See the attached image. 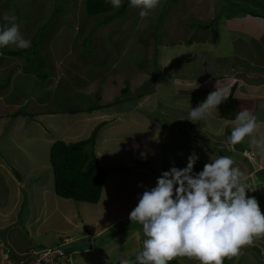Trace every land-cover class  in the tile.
<instances>
[{
	"label": "rangeland",
	"instance_id": "rangeland-1",
	"mask_svg": "<svg viewBox=\"0 0 264 264\" xmlns=\"http://www.w3.org/2000/svg\"><path fill=\"white\" fill-rule=\"evenodd\" d=\"M212 2L196 1L194 3L197 4L191 6L192 2L175 4L170 0H134L130 2L125 15L110 21L114 11L90 17L84 0H0V58L5 56L3 60L10 61L8 66L0 67V73L17 71L13 83L0 93L11 89L14 94L28 96L29 102L48 97L49 101L43 103L45 109L39 108L38 112L60 110L59 113H66L62 118L48 119L51 127L54 125L60 131L55 133L48 128L52 141L73 144L92 138L97 131L96 145L92 150L99 153L100 162L108 174V181L106 178L105 182L106 201L118 199L121 214L126 211L122 205L126 206L130 202L128 195L134 196L138 188L137 183L131 186L132 189L128 187L131 174L124 170L126 168H119L122 163L127 162V159H142V169L150 171L152 164L155 168L161 165V171L155 169L158 176L145 174L148 181L142 180V184H138L139 189H149V193L143 194L146 204L145 201H141L138 206L136 202L132 203L140 211L154 199L153 204L150 202L154 208L147 210L146 215L136 216L117 227V230L137 229L143 245L146 248L148 246L152 253L135 252L129 260L130 264L141 262L144 258L154 261H150V264H166L169 260H176L180 264H222L215 249V232L219 229L225 230L233 246L236 256L233 264H264V171L250 176L253 167L259 165V160H264V125H255L253 122L251 126L243 119L242 125L250 131L249 136L246 140L236 142L232 138L225 140L226 145L223 146H227L226 149L216 146L223 138L211 140L210 144L214 143L211 147L204 144L205 147L198 148L196 145H182L177 140H169L177 134L186 136L174 122L191 100L183 96L179 89L175 90V78L196 71L201 73L197 64H201L209 55L203 54V58L191 62L177 61L174 56L177 53L184 59L186 56H196L198 52L176 48L177 43L173 47L172 44L163 47L162 42L168 43L170 38L174 40L175 26L176 36L183 38L179 40L188 39L189 43H183L191 44L198 38L213 37L211 30L196 33L195 19L199 23L210 24L213 19L220 21L246 9L264 13V0ZM166 6L168 11L163 24L168 28V33L162 32L160 28L163 24L157 21L165 13ZM152 28L154 32L151 35ZM2 47L8 51L20 50L31 65L25 63L24 58L5 55ZM159 47L160 54L157 55ZM57 59L61 62L58 73L63 77L56 76ZM27 65L31 74L26 73ZM41 74L49 75V79L44 81ZM4 77L7 76L0 78ZM57 78L61 80L57 81ZM58 82L61 87L68 88V97L73 104L65 98V91H59ZM190 83L199 87L196 80ZM124 89H127L125 94ZM12 94L6 96L7 100L12 99ZM226 94L228 97L229 94ZM253 96L252 103L259 104L258 109H254L255 117L256 114L260 116V113L264 116V107H261L264 90L256 91ZM204 99L212 101L209 116L213 114L216 117L214 112L219 111L220 102L215 100L214 94ZM182 100L186 103H182ZM73 105L88 112L71 115L69 108ZM96 105L102 106V109L93 110ZM31 106L40 107L27 103L26 108L30 109ZM100 116L103 121L99 120ZM102 122L104 124L100 126ZM20 124H32L31 118L24 119ZM211 126L218 128L219 123L210 119ZM63 133L70 139L76 138L68 140ZM165 133L169 139L162 136ZM8 149L12 154H17L16 164L21 167L18 171L22 172L20 175L24 188L21 191L25 204L22 217L32 212L30 218L32 215L36 218L41 207L48 205L52 214L51 223H57L60 228L72 229L53 214L55 201L58 200L53 169L38 168L35 164L41 161L32 162L28 155L22 156L14 147L9 146ZM244 150L253 153L258 161L244 158L240 154ZM143 151L155 157L145 162L144 158L137 157L142 156L139 153ZM174 153L178 154L174 160H180V164L172 165ZM40 154L41 159L49 155L48 145L42 146ZM172 170L179 176L174 175ZM180 170L190 174L189 177H196L189 179L180 176ZM115 172L123 178H118ZM199 172L203 175H198ZM141 179L139 177L138 180ZM0 191L4 198L7 195L6 188L0 185ZM194 195V201H187ZM183 201L185 203L177 204ZM71 203L77 208L80 206L72 200ZM20 224V221L17 222L16 227H20ZM59 234L52 233L45 240L47 249L61 246L68 258L72 252L71 246L63 245ZM71 234L64 233L61 236L64 239L71 237ZM104 238L110 240V235ZM104 238L100 239L101 243ZM8 240V247L17 245L10 237Z\"/></svg>",
	"mask_w": 264,
	"mask_h": 264
},
{
	"label": "crops",
	"instance_id": "crops-1",
	"mask_svg": "<svg viewBox=\"0 0 264 264\" xmlns=\"http://www.w3.org/2000/svg\"><path fill=\"white\" fill-rule=\"evenodd\" d=\"M208 2L212 1L209 0ZM219 13L221 15V11ZM218 21L215 24V29L219 34L216 42L212 40V37L207 39L198 38L194 43H178L175 46L179 49H188V52H198V55L186 56L184 59L183 57H179L177 53V55H174L177 61L191 62L192 60H200L203 58L201 57L203 54L209 55V58H204L201 64H197L200 66L201 73L196 71L175 78V90L179 89L183 96L191 98L189 106L180 112L185 114L180 115L179 113L174 122L179 127V130H181L180 132L184 131L186 136L177 134L175 138H170L167 133L162 136L168 139L170 138L169 140H177L182 145L191 144L192 146L196 145L197 148L198 146L205 147V145L211 147L214 144H210L211 140H220V138H223L221 142L218 141L216 144L218 148L223 149V145H226L225 140L232 138L234 139L233 142H236V140L247 139L250 131L245 128V125H242L243 119H246L251 126L253 122L255 125L261 123L264 125V116H261L263 113H260V116L256 114V117L254 115L255 107L256 110L258 109V102L256 101V105L252 103L254 100L253 93L261 89L264 90V13L246 9L240 13L225 17L219 23ZM211 22H215V20L213 19ZM200 31L195 32L199 33ZM225 33L226 35H224ZM179 51L177 50V52ZM57 56L58 54L55 58ZM2 57L0 67L3 65L8 66L10 61H5ZM57 61L59 60L57 59ZM59 63L61 62L56 63L55 67L57 72L56 76L63 77L61 73H58ZM53 66H55V62ZM16 72L11 73L10 70L9 73L7 72L8 74L0 73L2 75L0 77L7 76L0 78V92L1 90L3 91L4 87L13 83ZM57 79V81L59 79L61 80V78ZM83 80L80 81L81 84ZM195 80L198 81L199 87L189 85L191 84L190 82L193 83ZM58 84L61 86L59 82ZM211 90L213 91L215 100L221 104L218 112L212 110L216 114V117H213V114L209 116L211 113L209 107L212 106V101L204 99V97L213 95L211 94ZM232 90H234V103L231 111L227 112L225 110V103ZM59 91L61 90L59 89ZM9 93H13L11 100H7L6 98ZM226 93L229 94L228 97H226ZM29 101L28 96L25 94L23 96L14 94V91L11 89L5 93H0V185L3 186V189L5 187L7 191V195H4V198L1 197L0 191V229L10 227L7 233V248L16 257L28 252V250L47 249L48 245L45 243V240L52 233H60L59 237L63 241L62 244L71 246L72 252L66 260L59 259L56 264H130L129 260L135 252L145 251L147 254H152L148 250V246L146 248L143 245L142 238L137 229L123 228L122 230H117V227L125 221L132 220V218L143 215L144 213L146 215L147 210L154 208L153 205L151 206L154 199L147 202L149 204L145 209L138 211L136 208L141 201H145L143 200V194L149 193V189H139L140 186L138 184H142V180L147 182L148 175L152 177L154 175L158 176V173L155 174V169H158L157 171L162 170L161 165L155 168L153 164L151 171L142 169L141 166L144 164L142 163V159H136L134 161L127 159L128 161L123 162L122 166L119 167L126 168L124 170L131 174L128 187L131 188L136 183V187H138L134 196L128 195L130 196L129 204L126 206L122 205L123 209L126 210L123 212L124 214H121V208H119L121 204L118 202V199L113 200L110 198L108 202L106 201L107 186L105 185L102 199L95 205L78 203L80 206L77 208L75 204L71 203V200L60 198L55 194L58 200L55 201L53 214L56 219L64 221L72 229L60 228L57 223H51L52 214L50 213V207L48 205L41 207L36 218H33V215L30 218L32 212H29L30 210L27 208L30 215L28 214L26 217H22L25 209L21 191L24 188L23 178L20 175L22 172L18 171V169L21 170V167L16 164L18 160L16 158L17 154L9 152L8 147H14L22 156L28 155L32 162L36 163L37 161H41L42 163L35 164L38 168L48 167L51 169V149L57 141H52V137L50 136L51 130L49 131L48 128L50 127L55 133H59L60 131L54 125L51 127V121H48V119L62 118V116L67 115L64 112L59 113L58 111L51 110H40L41 113L38 112L39 108L45 109L46 105L43 103L49 101L48 97L40 101L38 99H34L33 102ZM38 101L39 103H37ZM181 102L186 103L185 100ZM27 103L39 105L40 107L37 109L35 106H31L30 109H27ZM261 107H264V102H261ZM75 114L77 113H71V115ZM82 116H85V114H82ZM101 117H99V120L103 121ZM26 118H31L32 124L28 126L20 124ZM210 119H215L216 123H219L218 128H214V126L209 127ZM103 124L104 122L100 126ZM200 127V131H197ZM222 128L223 131L221 132ZM47 134H49L48 137H46ZM64 135L67 136L66 138L68 140H74L76 138L70 139L66 133ZM47 145L49 155H45V158L41 159L40 149L42 146ZM131 147L136 148V146ZM226 147L224 148L226 149ZM7 154H10V156L8 157ZM139 154L142 156L138 155L137 157L144 158L146 160L145 162L155 157L154 154L149 155L144 153V151ZM240 154L242 155L241 152ZM97 155L99 164L106 169L100 162L99 153ZM176 155L178 154L174 153L172 165L173 163H181L180 160H174ZM160 156L163 157L164 155L160 154ZM221 156L224 155L221 154ZM256 161H258V158L254 162ZM254 168L250 176H253L255 172L264 171V160L260 159L259 165ZM172 173L179 176L175 170H172ZM179 173L180 176H191L190 174H185L184 170H180ZM116 174L118 178H123L119 173ZM145 174L147 176H144ZM198 175L202 176L203 174L199 172ZM139 177H142V179L138 180ZM194 177H189V179ZM252 188L254 189V186ZM151 192L154 193L155 191L151 190ZM195 199L196 195L189 197L187 201H193ZM259 200L262 201L260 196ZM133 202H136V206L132 204ZM183 203L185 201L178 202L177 204ZM132 209L135 210L132 211ZM19 221L21 223L19 225L20 227H16ZM64 233H72V236L63 239L61 234ZM105 235H110V240L104 238ZM9 237L12 241L15 240L17 242L14 248L11 246L8 247ZM101 238H104L102 243L100 242ZM141 254L144 256L147 255L145 253ZM150 261L152 263L154 262L152 259L144 258L143 261L133 264H150Z\"/></svg>",
	"mask_w": 264,
	"mask_h": 264
},
{
	"label": "trees",
	"instance_id": "trees-1",
	"mask_svg": "<svg viewBox=\"0 0 264 264\" xmlns=\"http://www.w3.org/2000/svg\"><path fill=\"white\" fill-rule=\"evenodd\" d=\"M84 1L86 4V10L90 17L98 16L102 14H108L114 11V15L111 17L110 20L112 21L116 17L125 15L128 10V6L130 2L134 0H84ZM196 1L198 0H170V2L175 4L184 3V2H187L186 4H188L189 2H192L191 6L192 4H197L194 3ZM168 6L164 7V10L166 9L165 13L161 15L157 20L158 22H162V24L165 21L166 18L165 16L167 15ZM194 21L195 23H198V24L194 23L195 29L201 31L211 30L213 31L212 34L213 41L216 42L218 40L219 34L218 31L215 29V24L217 23V20H215V22H211L210 24L199 23V21H196V19ZM10 27L11 26L8 27V30L10 29ZM160 29L164 33L165 32L168 33L169 31L168 28L164 27V24L163 26H161ZM30 32L32 33L33 31ZM153 32H154V28H152L151 35ZM179 39L182 40L183 38L181 36L180 37L176 36V26H175L174 40L172 41L170 38L168 43L162 42L161 46L169 47L170 44H172L171 47H173L175 43L182 44L183 41L189 43L188 39H185L183 41H180ZM160 47L159 49H157V55L158 53L160 54ZM3 50L5 55L24 58L26 59L24 60V62L29 63V59L25 58L24 54H22L20 50L8 51L4 48ZM29 65H31V63H29ZM29 65H27L26 68L27 71ZM26 73H29V71ZM40 77L44 81L49 79V75L47 74H41ZM44 77L46 78L44 79ZM59 87L61 91H65L64 92L65 98H67L72 103L71 98L68 97V92H67L68 88L61 86ZM123 92L125 94L127 92V89H124ZM233 95H234V90L231 91L230 96L225 103V110L227 112H230L233 106L234 103ZM103 107L105 108L107 106H103ZM69 109H71L70 111L72 113H79L81 111H84L81 108L75 106L70 107ZM100 109H102V106L96 105V107H93V110H100ZM59 111L60 110H58V112ZM85 112H88V110H86ZM96 133L97 131L92 136V138L88 140H82L73 144H67L64 141H57L52 146L50 161L54 173V187H55L54 189L58 197L72 200L77 203H88L94 205L98 204L99 201L101 200V196L105 186V181L107 178V172L103 167H101V165L99 164L97 154L95 153L94 150H92L96 145ZM200 198L201 197H199V199ZM215 249H216L217 258L222 264L234 263L236 257L235 251L224 229H219L218 231L215 232ZM166 264H180V263L176 260H169Z\"/></svg>",
	"mask_w": 264,
	"mask_h": 264
},
{
	"label": "built area",
	"instance_id": "built-area-1",
	"mask_svg": "<svg viewBox=\"0 0 264 264\" xmlns=\"http://www.w3.org/2000/svg\"><path fill=\"white\" fill-rule=\"evenodd\" d=\"M254 159L253 154H248ZM66 260V252L59 246L54 249L30 250L21 256H14L0 239V264H56L58 260Z\"/></svg>",
	"mask_w": 264,
	"mask_h": 264
},
{
	"label": "water",
	"instance_id": "water-1",
	"mask_svg": "<svg viewBox=\"0 0 264 264\" xmlns=\"http://www.w3.org/2000/svg\"><path fill=\"white\" fill-rule=\"evenodd\" d=\"M10 227L0 229V239L3 241V243L7 244V233L9 232Z\"/></svg>",
	"mask_w": 264,
	"mask_h": 264
},
{
	"label": "clouds",
	"instance_id": "clouds-1",
	"mask_svg": "<svg viewBox=\"0 0 264 264\" xmlns=\"http://www.w3.org/2000/svg\"><path fill=\"white\" fill-rule=\"evenodd\" d=\"M213 40V39H212ZM246 152V154L244 155V153ZM248 154H251L250 152H248V151H243L242 152V155L244 156V158H246V159H248L249 161H252L249 157H248ZM254 156V155H253ZM254 160H255V158H254ZM253 160V161H254ZM2 241V240H1ZM3 242V241H2ZM5 244V243H4ZM5 246H6V244H5ZM7 247V246H6Z\"/></svg>",
	"mask_w": 264,
	"mask_h": 264
},
{
	"label": "bare ground",
	"instance_id": "bare-ground-1",
	"mask_svg": "<svg viewBox=\"0 0 264 264\" xmlns=\"http://www.w3.org/2000/svg\"><path fill=\"white\" fill-rule=\"evenodd\" d=\"M29 251V250H28Z\"/></svg>",
	"mask_w": 264,
	"mask_h": 264
}]
</instances>
